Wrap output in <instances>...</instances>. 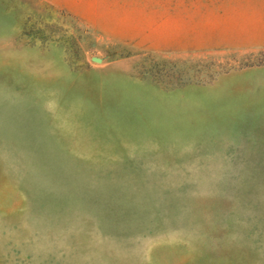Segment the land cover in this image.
Returning <instances> with one entry per match:
<instances>
[{"label": "rangeland", "instance_id": "1", "mask_svg": "<svg viewBox=\"0 0 264 264\" xmlns=\"http://www.w3.org/2000/svg\"><path fill=\"white\" fill-rule=\"evenodd\" d=\"M0 264H264V0H0Z\"/></svg>", "mask_w": 264, "mask_h": 264}]
</instances>
